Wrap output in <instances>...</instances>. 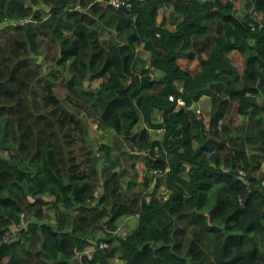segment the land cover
Returning <instances> with one entry per match:
<instances>
[{
	"label": "trees",
	"instance_id": "16d2710c",
	"mask_svg": "<svg viewBox=\"0 0 264 264\" xmlns=\"http://www.w3.org/2000/svg\"><path fill=\"white\" fill-rule=\"evenodd\" d=\"M41 34L117 137L90 140L86 167L50 73L34 109ZM206 98L208 119L192 107ZM127 157L145 173L124 187ZM263 163L264 0H0V237L17 228L0 264H264Z\"/></svg>",
	"mask_w": 264,
	"mask_h": 264
},
{
	"label": "rangeland",
	"instance_id": "374dc122",
	"mask_svg": "<svg viewBox=\"0 0 264 264\" xmlns=\"http://www.w3.org/2000/svg\"><path fill=\"white\" fill-rule=\"evenodd\" d=\"M242 6H244V4ZM101 35L103 39H107L109 41L110 36L107 33H102ZM38 39H39V47H40L39 52L41 53V55L38 58H35V61L39 65V70H41V72L43 71V75L41 73L40 82H38L37 86L35 87V93L31 95L34 109L35 111L41 110V107L43 105V96H44V90L42 89V86L44 85L46 81V74L50 73V75L54 78L52 79V81L55 80V83L53 86L54 94L60 100L61 107L69 111L70 113L75 114L74 115L75 118L80 120L88 131L87 139L85 138L86 140L84 142L78 140L77 141L78 143L76 142V144L73 147V153L75 154L78 163L86 167L88 163L85 162V158H86V152L88 150L87 145L89 146L90 140H94V143H100V144H104L107 146H111L113 141L117 139V137L111 131H100L99 129H97V125L95 123L96 121L88 117L90 116L89 111L83 106H81L79 102L75 101L72 97H70L66 89V86L64 85L65 84L64 76H67L68 74L66 72L62 73L55 66V62L58 56L57 44L49 36L44 35V34H41ZM139 51L140 53H142L141 50ZM142 56L144 57V53H142ZM237 57L239 56L237 55ZM33 62H34V59H32V63ZM209 106H210V100L206 98L204 100H200L199 105H197L196 103L192 107L195 110L200 111V114H199L200 116H205V117L207 116V119H208ZM70 133L76 134L73 131H70ZM118 141L123 143V140H120L119 137H118ZM100 153L102 154V151H99L98 155H101ZM111 153L114 156V153L113 152ZM4 157H7V155H4ZM133 160H134L133 158L131 159L128 158V160H124V159L121 160V163L119 164L116 163L117 166L115 167V170L120 171L122 170V168H124L127 171L125 173V178L123 181L124 187H126L127 182L130 179V177L132 175H135L134 170L130 169L129 167L130 164L133 163ZM101 164L103 165V168H104L105 166L108 165V162L107 164L105 163H101ZM101 164L98 165L99 168L101 167ZM135 170H136L135 179L138 181L139 179H141V177L145 173V170L141 168L140 161L136 162ZM261 173H264V163L262 165ZM96 176H97L96 173L93 171L91 178L96 179ZM256 176H259V173H257ZM140 185L135 186L133 191L137 192L138 191L137 188ZM98 194H100V190L97 191V195ZM45 210L51 216V218L54 217L53 211L49 210L48 208H45ZM135 226H136L135 218H126L122 220V222L119 225L118 235L120 237L127 235L135 228ZM10 231H11V234H13L14 236L15 234H17L16 227H12Z\"/></svg>",
	"mask_w": 264,
	"mask_h": 264
},
{
	"label": "built area",
	"instance_id": "2783aa9c",
	"mask_svg": "<svg viewBox=\"0 0 264 264\" xmlns=\"http://www.w3.org/2000/svg\"><path fill=\"white\" fill-rule=\"evenodd\" d=\"M100 2H103L104 4H106V5H108V6H111V7H113V8H116V9H119V8H121V7H125V6H127L128 5V0H99ZM170 99H172V98H170ZM180 104H183V102L182 101H180L179 102ZM154 173V175H157V176H159L160 175V173L159 172H157V171H154L153 172ZM166 194V192H165V190L162 192V195H165ZM11 239V235L10 234H5V235H3V238H2V240H0V242L2 241V242H7V241H9Z\"/></svg>",
	"mask_w": 264,
	"mask_h": 264
},
{
	"label": "clouds",
	"instance_id": "9594fccd",
	"mask_svg": "<svg viewBox=\"0 0 264 264\" xmlns=\"http://www.w3.org/2000/svg\"><path fill=\"white\" fill-rule=\"evenodd\" d=\"M154 171H157V172H159L160 173V175L159 176H161L162 175V172L160 171V170H154ZM153 171V172H154ZM153 175H154V173H153ZM154 176H156L157 177V175H154ZM5 234H10L11 235V239L9 240V241H7V242H0V243H9L10 241H12L13 239H14V235L13 234H11V231H9V232H5L3 235H5ZM2 238L3 237H0V240H2ZM91 250H93V249H90V250H88V251H91Z\"/></svg>",
	"mask_w": 264,
	"mask_h": 264
},
{
	"label": "crops",
	"instance_id": "0c3cea01",
	"mask_svg": "<svg viewBox=\"0 0 264 264\" xmlns=\"http://www.w3.org/2000/svg\"><path fill=\"white\" fill-rule=\"evenodd\" d=\"M161 190H162V192H163V191L165 190V189H164V187H162V189H161ZM165 192H166V190H165Z\"/></svg>",
	"mask_w": 264,
	"mask_h": 264
}]
</instances>
